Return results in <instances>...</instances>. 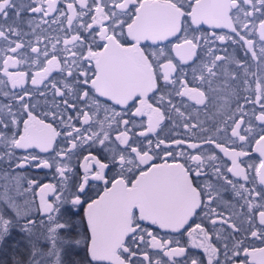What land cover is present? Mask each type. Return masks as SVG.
<instances>
[{"label":"snow or ice","instance_id":"6c2138e0","mask_svg":"<svg viewBox=\"0 0 264 264\" xmlns=\"http://www.w3.org/2000/svg\"><path fill=\"white\" fill-rule=\"evenodd\" d=\"M13 229L10 264H264V0H0Z\"/></svg>","mask_w":264,"mask_h":264},{"label":"flooded vegetation","instance_id":"af4514ba","mask_svg":"<svg viewBox=\"0 0 264 264\" xmlns=\"http://www.w3.org/2000/svg\"><path fill=\"white\" fill-rule=\"evenodd\" d=\"M202 31H206V32H209V33H210V32H211V29H209V27H208L207 25H204V26L202 27ZM217 32H219V30H217ZM173 42H175V41H173ZM217 43H219V42H217ZM231 51H232V49L229 48V52H231ZM241 102H243V101H241ZM73 115H74V114H73ZM54 126H55V125H54ZM58 130H59V128H58ZM182 132H183V129L181 128V134H182ZM173 134L176 135L175 132H174ZM250 154H251V156H252V159H253L256 163H258V162H259V153H250ZM161 155H163V154H161ZM157 162L159 163V162H161V161H157ZM30 174H32V173H30ZM38 175L40 176L42 182H48V180H49V179L51 178V176H52V173H51V172H47V171H41V172L38 173ZM225 197H226V198H229V199L231 198L229 193H225ZM195 222H199V220L196 219V220L193 221V223H195ZM144 226L149 227L151 230L157 232V233L160 234V235L163 234L162 230H159L156 226L150 225V224H148L147 222H144ZM9 239H10V240H9V243H10V246H11V241H12L13 239H16V240L20 239V233H18L15 229H13V230H12V235H11V237H10ZM181 239H182V243H186V242H187L186 235H185L183 238H181ZM257 246H259V245H257ZM11 252H12V248H11V251H10V255H11ZM3 263H4V264H10V256L7 257V258L4 260Z\"/></svg>","mask_w":264,"mask_h":264},{"label":"rangeland","instance_id":"374dc122","mask_svg":"<svg viewBox=\"0 0 264 264\" xmlns=\"http://www.w3.org/2000/svg\"><path fill=\"white\" fill-rule=\"evenodd\" d=\"M9 240L6 241L4 246L0 247V264H4V260L10 256L11 246Z\"/></svg>","mask_w":264,"mask_h":264}]
</instances>
